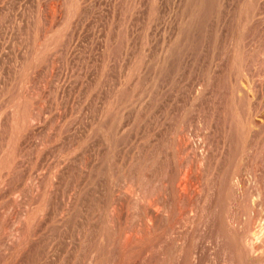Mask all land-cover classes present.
Returning a JSON list of instances; mask_svg holds the SVG:
<instances>
[{"label": "rangeland", "instance_id": "rangeland-1", "mask_svg": "<svg viewBox=\"0 0 264 264\" xmlns=\"http://www.w3.org/2000/svg\"><path fill=\"white\" fill-rule=\"evenodd\" d=\"M0 264H264V0H0Z\"/></svg>", "mask_w": 264, "mask_h": 264}]
</instances>
